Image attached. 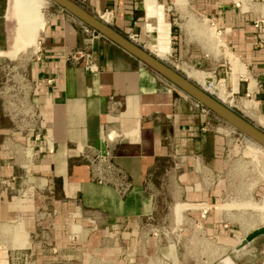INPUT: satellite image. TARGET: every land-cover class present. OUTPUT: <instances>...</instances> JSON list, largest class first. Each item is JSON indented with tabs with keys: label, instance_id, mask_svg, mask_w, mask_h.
Wrapping results in <instances>:
<instances>
[{
	"label": "crops",
	"instance_id": "0c3cea01",
	"mask_svg": "<svg viewBox=\"0 0 264 264\" xmlns=\"http://www.w3.org/2000/svg\"><path fill=\"white\" fill-rule=\"evenodd\" d=\"M72 1L101 19L107 15L105 22L125 37L137 34L136 44L147 49L149 42L150 52L153 40L160 35L165 51L163 8L169 4L168 8L176 10L174 0ZM250 1L258 7L263 0ZM52 4L43 15L37 45L27 63V78L21 81L25 88L20 105L26 116L23 128L15 125L16 106L0 95L2 116L10 122L0 128V178L20 171L23 149L30 153L24 171L34 175L30 178L37 180L51 199L121 226H110L119 230L118 238H113L114 231L95 229L86 240L87 260L61 253L64 242H56L55 254H47L33 249L40 242L26 241L23 250L29 249L31 254L26 263L144 264L161 255L160 250L168 249L170 242H177L175 237L171 241L170 233L180 231L184 247H200L198 253H184L183 261L219 264L228 254L235 264H264V234L233 251L225 252L224 245L217 243L243 238L222 224L226 172L233 166L228 148L231 129L137 58L100 34L95 36L91 28ZM184 6L195 12L189 23L204 18L212 23L224 50L239 61L237 68L243 66L247 71L248 78H239L233 95L242 99L237 95L241 92L250 98L255 103L253 114L223 103L236 107V112L264 132V17L260 10H245L247 0H186ZM5 7L6 0H0V50L8 47ZM170 15L165 17L169 50L197 62L198 55L207 51L201 42L199 50L189 47L187 15L180 24ZM74 50L86 53L95 70H85L80 61L70 60ZM202 72L226 90L232 88L231 68L227 72L217 66L211 76ZM100 154L124 172L130 183L125 194L119 195L112 185L93 176L88 159ZM261 164L264 186V157ZM7 192L0 188V214L5 216L16 211L11 204L14 197L7 200ZM177 202L181 214L190 215V224L195 219L202 226H175L173 208ZM164 206L173 226H144ZM161 234L167 236L164 243ZM18 253L0 246V264H9V258Z\"/></svg>",
	"mask_w": 264,
	"mask_h": 264
},
{
	"label": "rangeland",
	"instance_id": "374dc122",
	"mask_svg": "<svg viewBox=\"0 0 264 264\" xmlns=\"http://www.w3.org/2000/svg\"><path fill=\"white\" fill-rule=\"evenodd\" d=\"M185 1L174 0L176 10L173 9V6L168 8L169 4L164 6V8L167 7V10H165L159 2L158 4L163 8L165 17L170 15V12L173 13L170 16L175 18L174 22L176 24L184 23V14H186V22H188L186 26L188 25V31L191 32L189 34L190 39L187 40L189 47L199 50L201 42L207 53H200L197 62L190 60L185 55H174L169 50L166 33L169 23L164 17L165 57L162 61L182 75L185 74L191 80L199 74L205 78V81L210 80L209 77H205V73L202 71L209 72V76H211L213 75L211 71L216 69L217 66L227 72L231 68L232 88L227 90L230 97L226 104L231 107H240L241 101L245 97L241 92L237 95L242 96V99H238L236 95H233L236 93L238 85L233 78V75L238 73L236 62L227 56V54H231L228 50H224L223 43L209 20L204 18L203 22L196 20V24L189 23L193 21L191 15H195V12L190 10L188 6H184ZM247 1L249 7L245 10H260V14L264 17V0L260 2L258 7L250 0ZM52 6L54 5L50 0H6L4 16L9 24L8 47L0 50V95L1 98L8 99L16 106L14 110L16 115L15 125L21 128H23L26 121L25 114L20 110L25 90L21 81L27 78V63L30 60L31 52L36 48L35 44L29 43L26 39H37L38 32L44 22L43 15ZM148 47L149 42L147 49L150 50ZM231 57L234 56L231 55ZM242 68L239 74L248 75L243 66ZM248 82L250 84V81ZM212 83L214 88L212 95L217 98L221 83L217 84L214 81ZM251 87L252 85L250 89ZM236 107L232 109L238 111ZM8 125H10V122L2 116L0 110V128L8 127ZM224 125L231 129L228 148L231 150L229 163H233V166L232 168L229 166L226 172L225 196L221 202L223 210L222 224L227 226L226 229H232L235 233L237 232L244 237L253 229L264 226V186L261 185V181H263L261 163L264 157V149L231 128L227 123L224 122ZM6 151L10 152L5 149ZM19 157L22 161L20 163L22 167H19L20 171L10 178H0V188L5 187L8 189L7 200H10L11 196L14 197L11 204L15 206L16 210L8 216L0 214V246L19 251L18 254L9 258V264H27L26 262H29L30 250H23V246H25L26 241L30 240L40 242V246L33 247L34 250L40 249L42 253L47 254L55 251L56 242H64L66 246L59 250L61 253L72 254L78 256L79 259L86 257L85 260H87L90 252L85 245L86 240L94 235L95 229H100L103 232L114 231L113 238L119 237V230L110 229V226H121L120 224H110L107 221L94 219L86 213L79 212L71 203H62L51 199L47 190L40 187L37 180L30 178V175H34L31 173L29 175L24 171L26 169L24 160H29V154L22 149ZM10 182H12L11 188L9 187ZM179 203H175L173 208L175 226H202L195 219H193V224H190V215L181 214L182 210ZM168 210L164 206L161 213L152 220L145 221L144 226L161 228L173 226L172 216L168 215ZM155 231L158 232L159 230L156 229ZM179 232L170 233L171 241L177 238V242H170L172 244L168 246V249L164 247L160 250L161 255L158 254V257L144 264H194L187 259L183 261L182 255L187 252L198 253L200 247L195 246L191 249L187 246L184 247V241H182V236L178 235ZM160 237L162 243H164L167 236L161 234ZM178 237H180V240ZM235 238L218 242L210 239L209 241L224 245L223 250L227 252L233 251V249L237 250L236 246L242 238ZM52 254H55V252Z\"/></svg>",
	"mask_w": 264,
	"mask_h": 264
},
{
	"label": "water",
	"instance_id": "95a60500",
	"mask_svg": "<svg viewBox=\"0 0 264 264\" xmlns=\"http://www.w3.org/2000/svg\"><path fill=\"white\" fill-rule=\"evenodd\" d=\"M50 1L73 15L80 22L93 29L101 36L107 38L114 44L121 47L130 55L134 56L139 61L161 75L163 78L168 80L178 89L186 93L197 103L202 105L204 108L215 114L235 130H237L239 133L243 134L245 137L249 138L256 144L264 148V132L261 129L256 127L254 124H252L238 112L224 104L222 101L213 97L210 93L204 91L199 85L189 80L186 76L182 75L181 73L164 63L160 58L156 57L149 50L137 44H134L123 34L112 28L104 20L87 11L72 0ZM260 234H264V226L255 228L251 232L246 234L240 240L239 244L236 246V249L243 247L246 243ZM226 259L229 260L230 264H235L229 255H224L223 257H221L219 262H224V260Z\"/></svg>",
	"mask_w": 264,
	"mask_h": 264
},
{
	"label": "built area",
	"instance_id": "2783aa9c",
	"mask_svg": "<svg viewBox=\"0 0 264 264\" xmlns=\"http://www.w3.org/2000/svg\"><path fill=\"white\" fill-rule=\"evenodd\" d=\"M90 31L93 32L95 36H99V33H97L96 31L92 29H90ZM127 39L136 44L137 34L130 33L127 35ZM68 57L72 61H80L85 70H95V65L90 60V57L80 50L72 51ZM209 78L210 80H204V86L214 81L212 77ZM203 90L206 91L205 89ZM201 108L204 109V107L202 106ZM88 161L93 165L92 174L97 181L109 183L114 187L119 195H123L128 191V189L130 188V183L127 181L124 172L120 168L114 166L105 155H93L89 157Z\"/></svg>",
	"mask_w": 264,
	"mask_h": 264
},
{
	"label": "bare ground",
	"instance_id": "6f19581e",
	"mask_svg": "<svg viewBox=\"0 0 264 264\" xmlns=\"http://www.w3.org/2000/svg\"><path fill=\"white\" fill-rule=\"evenodd\" d=\"M102 19L104 20V21H107L108 20V16L107 15H104L103 17H102ZM26 41H28L29 43H32V44H35V45H37V39H35V40H32V39H26ZM153 49H152V53H154V54H156L159 58H162V57H164L165 56V51H164V45H163V39H162V37H160V35H157L156 36V38L153 40ZM223 51V50H222ZM227 56L228 57H230V59H233L236 63H238V64H240L239 63V61L237 60V59H235L234 57H231V55H228L227 54ZM229 59V60H230ZM239 66H241V65H239ZM242 66L241 67H239V69H238V73H236V74H234L233 75V78H234V80H235V82L236 83H238V81H239V78H242V77H244V78H248V76L247 75H244V74H239V73H241V71H242ZM245 70V69H244ZM245 73V72H244ZM202 74V73H201ZM193 81H195L200 87H202L203 89H205L207 92H209L211 95H212V91H213V83L212 82H210L209 84H207V85H203V83H204V77L203 76H201L200 74L199 75H197L195 78H193L192 79ZM248 80V79H247ZM249 81H250V86L252 85V80H251V78L249 79ZM253 90V89H252ZM218 91V90H217ZM213 96V95H212ZM229 97H230V94H229V92L224 88V86H223V84L221 83V85L219 86V94H218V96H217V99L218 100H220V101H222V102H227V100L229 99ZM216 98V97H215ZM240 107L245 111V112H247V113H249V114H253V112H254V109H255V103L253 102V101H251L250 100V98L248 99V98H243L242 99V101H241V104H240ZM249 139V138H248ZM252 141V140H251ZM253 142V141H252ZM254 144H256L255 142H253ZM256 145H258V144H256ZM258 146H260V145H258ZM262 149H264L262 146H260ZM25 149V148H24ZM26 150V149H25ZM30 150V149H29ZM30 154V153H29ZM24 155V154H23ZM25 156V155H24ZM30 156V155H29ZM34 156V155H33ZM32 156V157H33ZM222 207V206H221ZM203 211H205V209L203 210ZM204 233V232H203ZM245 249H246V247H245ZM219 264H230L229 263V260L228 259H226V260H224V262H219Z\"/></svg>",
	"mask_w": 264,
	"mask_h": 264
}]
</instances>
